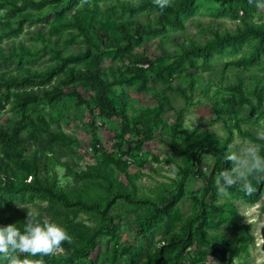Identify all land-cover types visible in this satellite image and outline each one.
<instances>
[{"label":"rangeland","instance_id":"1","mask_svg":"<svg viewBox=\"0 0 264 264\" xmlns=\"http://www.w3.org/2000/svg\"><path fill=\"white\" fill-rule=\"evenodd\" d=\"M138 1L77 0L59 14L69 0H62L58 7L48 0L39 9L23 10L30 11L32 17L22 19L21 29L14 32L20 22L18 14L12 15L9 1L0 0V99L16 90L11 84L4 85L1 78L13 75L16 83H21L32 72L56 70L50 79H37L36 97L24 109L13 104V95L8 101L2 100L0 126L11 127L23 118L26 125L19 133V152L36 165L38 176L69 195L101 206L109 189L135 192L154 202L174 192L181 178L180 168L191 160L173 148L169 133L172 124L177 125L179 133L194 136L206 132L220 138L230 128L228 144L239 137L233 127L236 118L249 131L264 126V48L251 64L236 62L251 51V39L207 58L186 59L181 55L183 47L191 42L203 43L211 30L232 31L240 24L238 19L214 14L222 7L221 1L197 0L180 27H165L157 33L151 32L156 25L154 9L130 13L122 6ZM72 20L75 24H66ZM248 20L264 21V3ZM77 24L90 39L88 48ZM119 26L126 29L127 36ZM87 50L100 57L95 64L108 78L115 112L106 114L100 108L96 90L84 76L69 73L70 67L95 65L84 56ZM126 51L144 52L151 61L153 69L144 79L123 72L128 64ZM235 84H240L242 96L231 88ZM55 87L78 91L86 102L66 95L49 103L42 91ZM179 133L174 143L184 147L186 142ZM105 154L117 159L118 165ZM22 159L16 151L5 158L14 173L13 187L33 176ZM213 166L214 158L204 155L199 169L215 182ZM203 186L201 178L189 174L172 210L175 220L163 218L149 223L145 221L152 216V203L131 206L117 200L109 210L110 219L103 220L97 213L66 209L37 193H8L0 186V225L16 223L23 230L27 212L16 203L34 207L42 217L66 228L78 247L85 245L93 231H99L88 255L75 257L70 264H139L163 235L180 231L179 222L193 210L191 196L200 195ZM204 201L222 210L209 208L207 221L194 225L193 243L181 264L225 262L228 248L226 259L221 261L211 246L213 241L224 244L213 239L217 234L224 235L231 247L240 246L234 264H264V183L255 201L231 189L226 198L217 199L216 187ZM233 222L238 223L232 226ZM65 254L63 249L51 255L53 264H63Z\"/></svg>","mask_w":264,"mask_h":264},{"label":"trees","instance_id":"2","mask_svg":"<svg viewBox=\"0 0 264 264\" xmlns=\"http://www.w3.org/2000/svg\"><path fill=\"white\" fill-rule=\"evenodd\" d=\"M6 1V0H3ZM11 3L12 15L16 13V19H20L19 24L17 25L14 32H18L21 27L22 19H29L32 17L30 11H23L27 8L29 9H39L42 7L48 0H7ZM54 7H58L62 0H52ZM77 0H69L67 5L60 9L59 14L63 13L65 10H68L72 4ZM197 0H172L171 6L161 10L154 3L153 0H139L135 3H125L123 8L128 10L130 13H137L143 9L149 7L156 11L155 16V27L151 30L152 33H157L165 27H180L182 25V18L187 15L195 6ZM222 2V7L216 9L214 14H222L230 19H238L240 24L236 25L232 31L225 30L223 32L218 31L217 29L211 30V36L207 38L203 43H189L186 47L181 49V55L186 59H192L196 57L207 58L213 53H218L229 47H236L239 43L246 39H251L252 49L251 51L240 58L237 59V63L241 64H251L259 55V53L264 48V21L253 22L248 20V17L251 16L258 8V6L264 3V0H254V3L250 4L248 0H219ZM17 11V12H15ZM74 20L67 21V25H72ZM75 24V23H74ZM78 25V30L81 32L86 40V47L90 46V39L82 27L81 24ZM120 32L127 36V31L123 26H119ZM20 49L23 50V47L20 46ZM84 56L88 59L91 58L93 64L98 62L99 56L93 55L90 51H86ZM125 56L128 60V64L124 66L123 72L132 74L139 78L144 79L149 70L153 69L151 61L145 55L144 52H134L126 51ZM146 64V66H143ZM66 66V63H64ZM69 73L71 76L78 77L84 76L88 84L96 90V100L102 110L106 114L110 112H115L114 100L109 96L111 92V87L108 81V78L105 74L102 73L101 68L98 66V63L93 66H87L83 69H74L70 67ZM56 74L54 68L47 69L44 72H32L29 76L24 78L21 83H16L15 76L8 75L7 77L1 78V81L4 85L11 84L16 87V90L12 93L7 92L1 96L0 102L2 100L8 101L10 96L13 95V104L18 109H24L27 104L33 101L36 97L34 86L39 85L37 79L46 76L47 79ZM43 82V81H42ZM27 86V87H26ZM9 88V86H8ZM231 88L239 95L242 96L243 92L240 84L232 85ZM43 97L49 102H55L63 96H76L82 102H86L85 99L81 98V95L78 91L72 90L70 92H65L60 88H44L42 91ZM231 105H234V99H231ZM26 125L23 118L17 120L11 127L4 128L0 126V142H1V151L3 156L0 157V186L8 193H20V192H32L39 195H43L49 199L56 200L62 207L66 209L70 208H79L85 212H89L93 215L98 214V218L103 220L110 219L109 210L111 206L117 201L121 200L131 206H139L141 204L152 203L153 212L152 216L149 219H146L145 222L149 223L153 220H162L167 218L168 222H172L175 219L172 218V210L179 200L180 196L183 194V184L185 178L190 174L194 177L201 178L204 182L203 189L200 195H192V205L193 210L187 216H185L179 222L180 231H172L161 237L158 245H154L147 253L146 258L142 260L139 264H181L186 250L192 245L194 237V225L200 224L207 221L208 209L212 208L214 210L221 211L222 207L218 205H208L204 199L206 195L214 190L215 182L212 180L211 176H207L203 173L199 167L201 160L204 155H210L214 158V174L216 176L224 168H230L231 163L224 159L225 152L227 150V144L232 136V130L227 128V133L223 138L214 136L210 133H200L196 135H189L188 133L181 131L176 124L169 126V133L171 136V141L173 148L179 151L181 154L185 155L191 162L180 168L181 178L179 179L174 192H170L167 196L161 199L158 202H154L149 198L143 197L135 192H123V191H110L109 196L104 200L103 205H99L98 202H87L83 200L80 196L69 195L64 192L62 189L57 188L52 183L49 182L47 178H40L36 172V165L30 164L27 162L24 157H22L21 152H19L18 145L21 142L19 133ZM233 127L236 131V134L239 137H251L252 131L243 129L240 125V119H235L233 122ZM186 142L184 147L174 143V139L177 134ZM14 151H16L25 165L29 167V170L33 173V176L28 181L23 182L22 184L13 187V178H12V168L5 160L8 158ZM107 159L114 164L118 165V160L111 157L109 154H105ZM262 183L255 184L256 191L247 194L243 191H240L238 188H231V190L240 194L248 201H255L260 194V187ZM107 187L109 185L107 184ZM237 189V190H236ZM264 212V204L261 207ZM235 215V211H233ZM238 222L231 223L232 226H235ZM99 233L98 230L93 231L85 239V245L76 246L73 243H63L62 248L65 249V262L63 264H70V260L73 258H82L86 257L88 253L96 245V236ZM213 239L220 240L227 246L229 253L225 262L220 264H234L233 258L238 254L240 246L231 247L227 241V238L224 235L217 234L214 235ZM214 254L218 255L216 252ZM44 264H53L51 255L43 257Z\"/></svg>","mask_w":264,"mask_h":264},{"label":"clouds","instance_id":"3","mask_svg":"<svg viewBox=\"0 0 264 264\" xmlns=\"http://www.w3.org/2000/svg\"><path fill=\"white\" fill-rule=\"evenodd\" d=\"M250 4L254 0H248ZM164 10L172 0H153ZM224 159L230 168L221 170L215 180L217 199L226 198L229 189L244 193L256 191L255 184L264 183V126L253 129L251 137H236L227 144ZM16 206L27 212L23 230L16 223L0 225V264H44L43 257L63 251L62 244L72 243L66 228L42 217L37 208Z\"/></svg>","mask_w":264,"mask_h":264},{"label":"water","instance_id":"4","mask_svg":"<svg viewBox=\"0 0 264 264\" xmlns=\"http://www.w3.org/2000/svg\"><path fill=\"white\" fill-rule=\"evenodd\" d=\"M211 246L218 253L219 259L224 261L226 259L227 246L217 241H213Z\"/></svg>","mask_w":264,"mask_h":264}]
</instances>
